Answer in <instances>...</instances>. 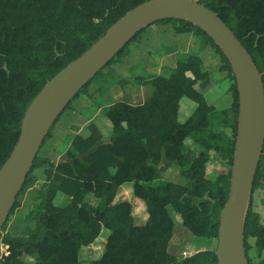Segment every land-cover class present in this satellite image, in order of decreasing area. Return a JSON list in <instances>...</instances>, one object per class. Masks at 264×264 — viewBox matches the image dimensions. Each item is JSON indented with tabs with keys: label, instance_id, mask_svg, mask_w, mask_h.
<instances>
[{
	"label": "trees",
	"instance_id": "obj_1",
	"mask_svg": "<svg viewBox=\"0 0 264 264\" xmlns=\"http://www.w3.org/2000/svg\"><path fill=\"white\" fill-rule=\"evenodd\" d=\"M194 1L214 11L228 25L257 64L264 80V0ZM144 2L0 0V169L20 138L29 105L46 84ZM154 23L173 24L178 32L196 30L209 40L224 63L222 69L229 72L232 107L215 111L208 106L196 88L204 74L202 62L196 56L179 62L168 78H138L150 84L153 93L141 105L120 101L106 112L114 135L111 142L103 140L101 130L91 124L88 136L77 135L73 139L77 153H68L72 162L56 166L35 156L0 237L21 206L19 197L33 180V171L46 164L50 166L46 170L47 199L43 209L34 213V229L23 237L3 236L8 255L0 264H82V250L96 241L103 228L110 235L102 256L91 264H219L213 250L187 257L172 252L176 222L170 211L181 216L182 226L193 236L218 239L220 213L229 197L232 171L218 175L213 182L207 169L212 152L231 167L233 164L239 118L236 76L225 54L199 26L182 18H162L148 25ZM144 28L99 72L126 55L129 44L140 39ZM90 82L80 93L87 91ZM185 97L197 107L182 122L179 111ZM73 101L65 111L72 109ZM54 125L44 142L52 136ZM220 127L231 128L233 135L217 131ZM188 138L203 149L198 155L186 154ZM164 160L178 164L185 184L162 179V172L168 168ZM213 183L217 187L215 193ZM125 184L132 185L134 197L146 208L147 218L143 222L136 221L131 202H115L119 188ZM261 187H264V172L259 167L252 191ZM59 192L72 199L70 204L60 207L54 203ZM89 194L101 199L103 204L96 207L89 204L85 201ZM250 238L256 240L262 254L264 223L249 210L243 227L244 251L249 264H264V256L256 263L249 257Z\"/></svg>",
	"mask_w": 264,
	"mask_h": 264
},
{
	"label": "water",
	"instance_id": "obj_2",
	"mask_svg": "<svg viewBox=\"0 0 264 264\" xmlns=\"http://www.w3.org/2000/svg\"><path fill=\"white\" fill-rule=\"evenodd\" d=\"M162 18H182L199 26L222 50L234 70L239 118L229 197L220 213L216 255L219 264H249L244 246L242 254L239 252L237 223L251 194L263 155V74L228 25L214 11L194 0H145L62 69L34 98L22 121L20 138L0 169V230L39 148L66 107L134 34Z\"/></svg>",
	"mask_w": 264,
	"mask_h": 264
},
{
	"label": "crops",
	"instance_id": "obj_3",
	"mask_svg": "<svg viewBox=\"0 0 264 264\" xmlns=\"http://www.w3.org/2000/svg\"><path fill=\"white\" fill-rule=\"evenodd\" d=\"M128 49L126 55L99 72L91 80L87 91L80 93L74 99L72 109L66 110L60 116L59 121L54 125L52 136L38 150L37 156L40 160L50 161L56 166L64 162H72L73 159L69 157L68 153H77L73 148L72 141L77 135L88 136L91 124H95L101 130L103 140L111 142L114 135L106 112L120 101L132 105L143 104L152 95L153 87L138 78L148 79L156 76L168 78L179 62H185L191 56L198 57L202 62L204 74L196 88L203 94L208 106L215 111L228 110L232 107L234 99L229 72L222 69L224 63L220 55L209 43V40L198 31L178 32L173 24H150L141 32L138 41H132L129 44ZM189 76L192 75L189 74ZM121 81H127V83L124 84ZM185 98L180 103L179 118L182 122L192 115L197 107L195 102L187 101ZM185 145L187 155L192 152L198 155L203 150L192 138H188ZM163 163L168 164V168L177 164L166 160ZM48 169L50 166L46 164L33 171L31 175L33 180L27 183L25 192L19 197L21 206L8 223L11 224V219L14 217L12 225L15 224L19 228L26 223L24 220L27 214L34 215L43 209L49 188V179L46 174ZM207 174H209L208 169ZM128 191H133L132 185H122L115 202L126 200L127 198H123V196ZM71 200L68 195L59 192L54 203L57 206L65 207L70 204ZM85 201L94 207L103 204L101 199L92 194L87 195ZM22 210H27V213L24 212L23 216L19 217ZM176 218L178 219V217ZM35 225L36 220L33 226H26L19 232L18 228H11V226L8 228L7 224L5 234L23 237L28 230L34 229ZM109 235L110 231L103 228L96 239L97 241L100 237H105L101 254L104 252Z\"/></svg>",
	"mask_w": 264,
	"mask_h": 264
},
{
	"label": "rangeland",
	"instance_id": "obj_4",
	"mask_svg": "<svg viewBox=\"0 0 264 264\" xmlns=\"http://www.w3.org/2000/svg\"><path fill=\"white\" fill-rule=\"evenodd\" d=\"M185 100L190 101V99L185 98ZM217 130L223 131L228 135H233V131L231 128H218ZM215 153L212 152V159L210 162V165L208 167L209 174L208 177L210 178L211 181H215L218 175L220 174H229L232 171V167L220 157H218ZM164 164V163H163ZM260 170L264 172V156L261 158V163H260ZM179 167L177 164L171 165L169 168L164 170L162 172V179L166 181H174V182H182L186 183V180L180 177V171ZM216 185L213 183L212 185V190L215 193L216 192ZM123 198H127L125 201H129L133 204V214L136 218V221L146 219V208L143 204H140L139 202H142L140 199H137L133 195V191H128L124 193ZM129 199V200H128ZM139 201V202H138ZM143 203V202H142ZM36 210V209H35ZM33 210V211H35ZM252 213V216H259L260 222L264 223V187H261L259 189H256L254 191H251V194L249 195V198L246 203V214L245 217L248 213V211ZM27 213V210L19 214V217H22L23 214ZM172 216H174V220H176V228H175V235L172 240V252L176 254H183L186 253V256L193 255L199 251L202 250H213L216 251L217 245H218V240L215 238H197L193 236L189 231H187L183 226H182V219L179 214H177L175 211L171 210L170 211ZM178 217V219L176 218ZM26 223L22 225L21 227L18 228L17 225H12L14 223V217L11 219V224L8 223V228L11 226V228H18L19 232L20 230L25 229L26 226H33L34 224V215L33 214H27L24 220ZM15 232V229H13ZM5 235V231L1 232V238ZM105 242V237H100L93 245H90L89 247H85L82 250V264H91V261L96 260L100 258L102 255V250H103V244ZM249 244L251 245V250L248 252L249 257L251 258L253 263L258 262V260L264 256V252L262 254L259 253L257 247H256V240L254 238L249 239ZM2 250L1 248V242H0V251ZM29 261H32L31 258H27Z\"/></svg>",
	"mask_w": 264,
	"mask_h": 264
},
{
	"label": "bare ground",
	"instance_id": "obj_5",
	"mask_svg": "<svg viewBox=\"0 0 264 264\" xmlns=\"http://www.w3.org/2000/svg\"><path fill=\"white\" fill-rule=\"evenodd\" d=\"M246 214V206H243L240 212L239 222L237 223V243L239 246V252L242 254L243 245H242V237H243V222Z\"/></svg>",
	"mask_w": 264,
	"mask_h": 264
},
{
	"label": "built area",
	"instance_id": "obj_6",
	"mask_svg": "<svg viewBox=\"0 0 264 264\" xmlns=\"http://www.w3.org/2000/svg\"><path fill=\"white\" fill-rule=\"evenodd\" d=\"M0 242H1V248H2V250L0 251V262H1V260L3 259V257L6 256V255H8V245H6L3 242V239L2 238L0 239ZM182 255L184 257H187L186 256V253H183Z\"/></svg>",
	"mask_w": 264,
	"mask_h": 264
}]
</instances>
